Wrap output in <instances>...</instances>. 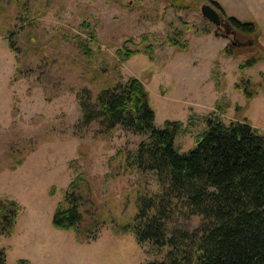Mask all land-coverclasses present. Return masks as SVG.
<instances>
[{"label":"rangeland","instance_id":"374dc122","mask_svg":"<svg viewBox=\"0 0 264 264\" xmlns=\"http://www.w3.org/2000/svg\"><path fill=\"white\" fill-rule=\"evenodd\" d=\"M215 1L224 10L221 28L202 17L208 0H185L180 8L168 0H0V200L22 208L15 233L0 236L6 264H144L162 260L168 250L141 246L132 234L113 236L112 223H130L137 198L160 188L152 174L127 161L145 137L119 127L107 133L99 122L85 127L79 93L95 98L140 79L156 126L183 124L175 142L181 153L195 147L209 118L226 124L247 118L264 134V0ZM230 17L254 23L257 35L238 34L229 28ZM168 38L187 43V50ZM85 39L93 41L89 57L79 45ZM125 49L139 53L123 59ZM252 57L260 60L240 71ZM242 79L257 94L249 102L235 88ZM80 175L86 182L83 225L93 212L101 222L98 239L82 244L72 231L52 225ZM199 222L169 227L193 230Z\"/></svg>","mask_w":264,"mask_h":264},{"label":"trees","instance_id":"16d2710c","mask_svg":"<svg viewBox=\"0 0 264 264\" xmlns=\"http://www.w3.org/2000/svg\"><path fill=\"white\" fill-rule=\"evenodd\" d=\"M168 1L180 8L185 0ZM208 1L224 14L217 1ZM227 22L229 28L240 35H257L252 22L234 17ZM168 41L181 51L188 48L187 43H181L178 38H168ZM92 44L93 41L87 39L79 42L87 57L93 52ZM9 45L17 51L13 40H9ZM153 52L152 45L146 47L145 53L151 60ZM136 53L139 51L120 52L123 59ZM259 60L252 57L241 64L239 70L251 68ZM235 88L248 102L257 95L244 79ZM261 89L264 93V75ZM78 100L85 127L99 122L107 133L119 127L145 137L127 161L132 169L152 174L160 190L137 198V213L130 223L113 222L111 225L116 238L132 234L141 246L149 244L153 249H168L162 260L144 264H264V134L247 118L229 124L209 118L195 147L181 153L175 142L183 124L166 121L164 127L156 126L150 94L140 79L130 78L103 89L95 98L89 92H81ZM22 164L23 159L11 169ZM85 184L80 175L69 185L52 219L55 229L72 231L80 244L96 241L101 226L95 218L96 212L90 214L92 222L83 225L82 209L87 203L83 192ZM21 212L16 201L0 200V236L10 237L15 233ZM195 218L200 222L193 230L169 227L171 223L191 222ZM0 264H6L4 250L0 251ZM17 264L30 263L20 260Z\"/></svg>","mask_w":264,"mask_h":264},{"label":"water","instance_id":"95a60500","mask_svg":"<svg viewBox=\"0 0 264 264\" xmlns=\"http://www.w3.org/2000/svg\"><path fill=\"white\" fill-rule=\"evenodd\" d=\"M201 14L202 17L215 25L217 28L222 27V16L220 12L214 8L211 4H204L201 7Z\"/></svg>","mask_w":264,"mask_h":264}]
</instances>
